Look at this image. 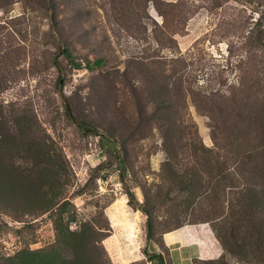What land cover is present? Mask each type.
Masks as SVG:
<instances>
[{
    "label": "rangeland",
    "instance_id": "rangeland-1",
    "mask_svg": "<svg viewBox=\"0 0 264 264\" xmlns=\"http://www.w3.org/2000/svg\"><path fill=\"white\" fill-rule=\"evenodd\" d=\"M253 101L264 0H0V264H264Z\"/></svg>",
    "mask_w": 264,
    "mask_h": 264
},
{
    "label": "trees",
    "instance_id": "trees-1",
    "mask_svg": "<svg viewBox=\"0 0 264 264\" xmlns=\"http://www.w3.org/2000/svg\"><path fill=\"white\" fill-rule=\"evenodd\" d=\"M67 53H68V56H72V53L69 51V49L67 48ZM104 59L102 58H98L95 63H101L103 62ZM90 65V64H89ZM246 105H249L254 112L255 114V119H250L253 123H255L256 125L260 126L262 128V133L261 135H256V138L257 139H254L253 142L259 140L257 142V144H254V147L252 145L251 147V153L247 154L246 156L249 157V159H253L255 161V163H253L254 165V169H251V175L253 177H256V178H262L263 179V176H264V168L262 166V162L263 161H260L262 159H255V153L256 151H259V150H264V104H259L257 101H253V102H247L245 103ZM217 123H215V125H213V133H212V137L214 140L218 141L219 138L217 137ZM219 127V126H218ZM255 138V136H254ZM252 142V141H251ZM252 144V143H251ZM246 162L244 160H242V164H245ZM251 176V177H252ZM240 181V180H239ZM240 182H243V185L245 186V182L244 181H240ZM247 183V187L245 189H240V193H242V195L244 196V198L241 199V204H242V212H245L247 213V211H250V209H254L256 208L257 206H259L261 203H262V199H263V194H251V197L247 196L246 194L251 192L253 189V187L248 183ZM245 220V219H244ZM255 224V229L256 231L260 234L262 233L263 231V224H264V219H261L260 222L258 220H254V223ZM148 229L150 230L151 229V223H150V220H149V223H148ZM215 229L218 231L220 237L222 238L223 242L226 244V246H228V248L231 249L230 245H229V239L225 238V236L221 233L219 227L217 225H215ZM233 250V249H232ZM153 256H156L158 258L161 259V254L160 253H157L156 255H153ZM152 257V255H151ZM209 257H215V255H209ZM207 258V257H205ZM163 263V262H162Z\"/></svg>",
    "mask_w": 264,
    "mask_h": 264
},
{
    "label": "crops",
    "instance_id": "crops-1",
    "mask_svg": "<svg viewBox=\"0 0 264 264\" xmlns=\"http://www.w3.org/2000/svg\"><path fill=\"white\" fill-rule=\"evenodd\" d=\"M184 227H182V228H184ZM192 242L193 241L189 240L186 236L185 237L178 236L176 239L170 240V243H168V245L172 246V248H174V250L181 251V252L178 251L179 260H176V264H179V262L182 264L183 261H187V260L190 261L189 259L192 257L202 258V256H204L202 254L203 249H202L201 245H199V244L195 245ZM208 250H209V252L214 251V249H212L211 247H209ZM191 264H194V263L191 262Z\"/></svg>",
    "mask_w": 264,
    "mask_h": 264
}]
</instances>
